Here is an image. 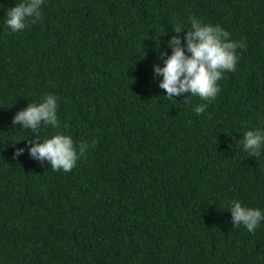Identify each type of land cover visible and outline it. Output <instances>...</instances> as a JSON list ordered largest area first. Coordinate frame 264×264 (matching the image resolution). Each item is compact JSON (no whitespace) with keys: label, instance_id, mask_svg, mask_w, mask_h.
<instances>
[{"label":"trees","instance_id":"obj_1","mask_svg":"<svg viewBox=\"0 0 264 264\" xmlns=\"http://www.w3.org/2000/svg\"><path fill=\"white\" fill-rule=\"evenodd\" d=\"M16 2L0 0V264H264V222L249 232L228 211L264 210V152L237 143L264 113V0H44L12 32ZM192 16L242 45L200 114L152 70ZM48 93L58 127L12 125ZM56 132L89 145L68 172L27 151Z\"/></svg>","mask_w":264,"mask_h":264},{"label":"clouds","instance_id":"obj_2","mask_svg":"<svg viewBox=\"0 0 264 264\" xmlns=\"http://www.w3.org/2000/svg\"><path fill=\"white\" fill-rule=\"evenodd\" d=\"M44 0H18L6 9L4 24L12 32L26 29L42 19ZM3 7V4H0ZM190 27L174 26L176 35L167 41L171 53H159L161 64H153V79L158 78L159 87L166 90L169 99L190 93L198 96L205 103L193 107L196 114L207 109L208 102L216 98L220 92L219 81L226 72H234L237 68L238 55L236 49L242 45L230 39L231 33L219 24L206 23L197 17H189ZM182 30L183 36L179 35ZM59 97L45 94L39 102H29L12 117V125L30 129L35 133L45 126L58 127L57 108ZM174 100V99H173ZM258 126L243 132L237 143L248 155L260 156L264 152V113L257 115ZM65 129L69 127L64 125ZM20 141V140H19ZM42 141V142H36ZM29 155L54 171L68 172L76 165L78 157L88 148L86 142L77 144L70 134L56 132L48 138L41 139L34 135L28 140ZM15 145V144H13ZM25 151L24 147L16 148L13 155L18 157ZM233 226L243 225L249 232H254L264 222V210L242 204L239 199L228 203Z\"/></svg>","mask_w":264,"mask_h":264}]
</instances>
